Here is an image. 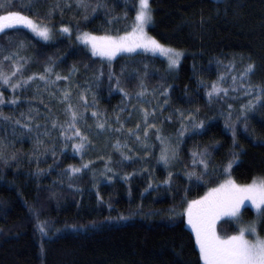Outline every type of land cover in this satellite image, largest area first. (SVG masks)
Masks as SVG:
<instances>
[{"label":"trees","instance_id":"trees-1","mask_svg":"<svg viewBox=\"0 0 264 264\" xmlns=\"http://www.w3.org/2000/svg\"><path fill=\"white\" fill-rule=\"evenodd\" d=\"M26 3L12 0L10 10ZM151 3L155 23L146 31L182 51L177 68L147 51L105 59L71 34L44 40L26 25L0 32V58L18 52L25 58V77L49 64L52 79L55 73L70 76L47 86L37 76L15 90L0 82V264H203L195 235L180 214L184 205L229 175L239 184L264 177V0ZM54 4L63 11L49 16ZM64 5L65 0H38L32 10H21L54 27L101 36L130 31L136 13L133 0H90L87 12L74 0L71 7ZM249 64L254 71L241 75ZM141 82L147 91L137 97ZM214 82L222 91L210 98ZM64 88L71 89V102L85 117L77 126L89 143L81 151L73 147L80 140L71 130L52 124L54 118L70 119L59 100ZM249 101L251 109L241 108ZM142 108L156 109L147 138ZM94 111L111 128L98 129ZM138 123L139 133L130 134ZM173 149L165 164L162 151ZM70 165L87 167L72 173ZM254 217L245 206L242 221ZM38 222H46V235ZM259 227L263 234L264 218ZM217 228L228 235L237 225L226 218Z\"/></svg>","mask_w":264,"mask_h":264},{"label":"snow or ice","instance_id":"snow-or-ice-1","mask_svg":"<svg viewBox=\"0 0 264 264\" xmlns=\"http://www.w3.org/2000/svg\"><path fill=\"white\" fill-rule=\"evenodd\" d=\"M38 0H27L26 4H22L20 9L10 10L14 8L15 5L12 4V0H0V32L5 31L13 27L14 25H26L37 35L42 37L44 40H49L52 38V29L46 23L38 22L32 16L26 15L21 9L27 8L32 10L35 3ZM77 8L87 12L90 7V0H74ZM72 0H65L66 7H71ZM100 5L92 7V11H96V8ZM133 6L136 7L135 18L131 31H125L123 34L119 35H103L97 36L93 33L83 32L80 34V38L91 44L93 54L106 56L111 59L118 52H133L137 48L143 49L144 51L151 52H161L168 57L169 67L177 66L180 62V57L183 55L182 51L172 48L168 45L161 43L155 36L150 35L146 31V26L154 25L155 20L153 17V7L151 0H133ZM127 7V5H126ZM56 9H60L61 12L63 8L60 4H54L50 9L48 15L51 16L52 12ZM127 17V12L124 13ZM87 18V16H85ZM62 31L65 33L71 32V28L68 25H61ZM24 57H20L19 53H10L7 56L0 58V82L4 85L9 86L13 90L22 87V85L28 84L35 77H39L41 81L45 82V85L56 83L57 81L70 80V76H61L59 73H55V79H52L49 73H53V67L51 64L45 67V71L41 73H32L25 77L23 75L22 69L24 64ZM10 62L8 69L6 70V63ZM72 71H76L75 66H73ZM254 71V65L249 64L244 73L241 75H248ZM19 73V78L17 74ZM223 78V74L221 76ZM236 77H233L235 82ZM14 81V82H13ZM117 84H119V78H117ZM63 95L59 97L60 102L65 103L64 111L70 117L64 123H59L58 118L52 120L53 126H59L64 128L65 133L69 130L72 131L73 137H78L80 142L73 145L74 149L81 151L84 149L85 145L89 143L88 136L83 133L78 127L80 120H84V114L77 110V106L73 105L71 102V89L64 88L61 89ZM87 91V90H85ZM120 91L124 92L123 88ZM147 89L143 86L141 82V91L136 95L141 97ZM222 91L217 83H213L211 89L209 90V97L211 98L213 94H219ZM227 92V89H223ZM55 96V93H51ZM125 95L129 93L125 92ZM81 99L84 101L83 107L86 109L88 104L86 102V97L83 92L80 93ZM18 97H13L12 103H15ZM260 97L257 96L256 100ZM4 102L3 92H0V104ZM95 103V101H93ZM254 106L253 101H249L247 105H241L243 109H251ZM231 107V105H229ZM123 111V109H121ZM143 113V123L147 125L144 129L145 138H147L148 128H154L155 124H148V120L156 112L153 108L151 112L147 108L141 109ZM23 115V114H22ZM92 115L97 117L96 125L98 129L104 130L106 125L111 128L108 124L107 119H101L97 112H93ZM0 116H4L0 112ZM192 116V113H189ZM182 119L183 113H181ZM8 119V117H4ZM28 120L32 119V116L27 117ZM166 119H171V117H166ZM194 119V117H193ZM116 120L123 128V122L120 120L119 116ZM16 123H20L19 120ZM24 127L30 128L31 125L28 123L24 124ZM182 132L187 130V126L182 123ZM199 127H203V121L199 123ZM120 129H115L119 131ZM140 131V124L135 126V129H128V132L132 135H137ZM157 135H159V130L157 129ZM235 136V131L233 132ZM139 138V137H138ZM40 142V141H38ZM143 142V141H142ZM42 143V142H40ZM116 147H120L119 140L116 141ZM3 155V147L0 146V156ZM175 155V150H172V156ZM196 155V153H194ZM201 156H206V151L199 153ZM15 157H13L14 159ZM160 159L164 161L165 164L169 162L170 156L167 151H162ZM195 163V161H194ZM201 164H204L207 168V163L204 159L200 160ZM232 161L229 162L228 168H231ZM72 173H78L81 168L87 167V165H81V168L69 166ZM171 176V173H169ZM111 179V177H109ZM248 200L255 207L258 220L259 218H264V177L254 178L251 183L238 184L231 175L228 176L217 187L209 189L205 196L199 199L190 200L187 203V207L184 209L187 215V222L191 226L192 231L195 233L196 245L199 248V256L203 261V264H264V237H261L257 231V221H253L251 224L240 227L239 231L231 235L221 236L216 230V222L221 216H230L239 218L240 209L244 202ZM37 227L39 231L43 234H47L46 222H38ZM75 227V226H74ZM251 236V238H250ZM41 251L43 252V245H41Z\"/></svg>","mask_w":264,"mask_h":264},{"label":"rangeland","instance_id":"rangeland-1","mask_svg":"<svg viewBox=\"0 0 264 264\" xmlns=\"http://www.w3.org/2000/svg\"><path fill=\"white\" fill-rule=\"evenodd\" d=\"M37 20V19H36ZM38 22H41V21H39V20H37ZM42 23H45V22H42ZM47 24V23H46ZM49 26H50V28L52 29V33H53V35H52V38L57 34V33H64V34H71V35H73L79 42H81V43H83V44H85L91 51H92V47H91V44L90 43H88V42H86V41H84L83 39H81L80 38V34L81 33H83V32H74V31H72L71 30V32H69V33H65V32H63L62 31V28H61V26H58V27H54V26H51L50 24H48ZM146 28H147V26H146ZM30 29V28H29ZM31 30V29H30ZM32 31V30H31ZM131 31V30H130ZM33 32V31H32ZM84 32H86V31H84ZM34 34H36L35 32H33ZM90 33V32H89ZM95 34V33H94ZM37 35V34H36ZM95 35H97V36H101V35H99V34H95ZM39 38H42V37H40L39 35H37ZM51 38V39H52ZM43 39V38H42ZM50 40V39H49ZM136 51H144L143 49H140V48H137L135 51H133V52H136ZM93 52V51H92ZM147 52H151V51H147ZM4 53H6V54H4V55H8V52L6 51V52H4ZM121 53H130V52H127V51H124V52H118L115 56H113L111 59H113L114 57H116L117 55H119V54H121ZM152 53H154V54H157V55H160V56H162V57H164V58H166L167 60H168V57L167 56H165L163 53H161V52H152ZM98 55V54H97ZM101 57H103V58H105V59H109V57H106V56H101ZM176 66H174V68H175ZM173 68V67H172ZM177 68V67H176ZM166 149L165 150H167V151H169V147H165ZM164 150V151H165ZM169 153V156H170V159L173 157L172 155H171V153H172V151L171 152H168ZM169 159V161L171 162V160ZM169 162V163H170ZM224 180H226V179H224ZM223 180V181H224ZM222 181V182H223ZM221 182V183H222ZM220 183V184H221ZM238 183V182H237ZM239 184V183H238ZM214 188V187H213ZM209 191V190H208ZM208 191L206 192V193H208ZM205 196V195H204ZM188 203V202H187ZM187 203L184 205V208L180 211V214L181 213H183L184 215H185V221H186V225L191 229V226L188 224V222H187V215H186V213H185V211H184V209L187 207ZM245 206H249V207H251L254 211H255V217L250 221V222H244V221H242V219H241V213H242V211H243V208L245 207ZM226 218H229V219H232V220H234L235 222H236V225H237V230L235 231V232H237V231H239V229H240V227H244V226H247V225H249V224H251L253 221H257V231L259 232V234H260V236L261 237H264V233L262 234L261 233V231H260V223H261V221H263V218H259V220H258V216H257V212H256V209H255V207L251 204V201H248V200H246L245 202H244V204L241 206V209H240V216H239V218L237 219V218H235V217H230V216H221L218 220H217V222H216V230H217V232L219 233V231H218V228H217V224H218V222L221 220V219H226ZM192 230V229H191ZM193 232V231H192ZM234 232V233H235ZM194 233V232H193ZM234 233H232V234H234ZM221 236H225V235H223V234H221V233H219ZM194 235H195V233H194ZM228 235H231V234H228ZM250 238H251V236H250ZM202 263H203V261H202Z\"/></svg>","mask_w":264,"mask_h":264},{"label":"bare ground","instance_id":"bare-ground-1","mask_svg":"<svg viewBox=\"0 0 264 264\" xmlns=\"http://www.w3.org/2000/svg\"><path fill=\"white\" fill-rule=\"evenodd\" d=\"M128 100V99H127ZM128 109V108H127ZM132 111V110H131ZM101 112V111H100Z\"/></svg>","mask_w":264,"mask_h":264}]
</instances>
